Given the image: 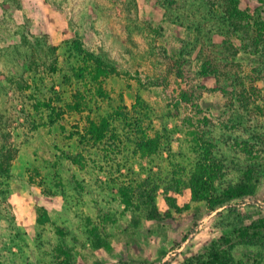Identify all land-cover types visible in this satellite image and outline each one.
Here are the masks:
<instances>
[{
  "label": "rangeland",
  "instance_id": "rangeland-1",
  "mask_svg": "<svg viewBox=\"0 0 264 264\" xmlns=\"http://www.w3.org/2000/svg\"><path fill=\"white\" fill-rule=\"evenodd\" d=\"M240 7L252 21L264 18L260 0ZM210 9L205 0H0V264H178L208 254L213 242L230 249L223 237L232 238L237 264H264V246L239 242L235 231L264 214V33L260 43L234 33ZM75 39L117 66L109 99L94 111L112 113L123 139L112 150L84 148L75 131L89 110L67 109L77 88L92 92L76 75L85 64ZM138 95L150 106L147 121L170 140L149 158L114 114L122 98L135 113ZM200 134L223 163L218 187L255 167L256 194L208 215L186 188L173 194L190 208L163 219L127 208L120 186L152 175L165 214L163 185L187 178L202 160ZM78 153L84 166L66 158ZM95 225L106 227L110 248L94 247Z\"/></svg>",
  "mask_w": 264,
  "mask_h": 264
},
{
  "label": "trees",
  "instance_id": "trees-1",
  "mask_svg": "<svg viewBox=\"0 0 264 264\" xmlns=\"http://www.w3.org/2000/svg\"><path fill=\"white\" fill-rule=\"evenodd\" d=\"M205 1L213 7L214 11L210 9L213 14L216 16L219 12L222 14L221 18L229 24L231 31L234 33H238L241 30L243 32L246 31V34L248 32V37H251L252 40L258 43L263 39L264 18L252 21V15L240 7V0ZM260 1L264 4V0ZM74 47L76 54L82 58L83 64H85L77 69L76 75L86 86L92 83L90 96L83 93L80 88H77L73 92L71 101L66 104L67 109L70 111L84 113L89 110L87 111L85 123L83 125L79 124L75 132L78 134L81 143L84 144V148L104 144L112 150V147L118 146V143L123 142L121 135L117 131L114 132L115 128L111 127L113 121L110 120L109 116L112 113L108 115L102 113L94 115V111L100 110L103 107L99 104V100L105 101V98L109 99L111 86L108 89L107 83L111 79L108 78L116 72L117 66L115 63L106 61L93 51H90L84 46L81 39H75ZM176 62L179 76L183 75L185 69L184 60L178 58ZM206 65L207 62L204 66L205 70ZM184 74L183 76L186 77L188 73ZM89 87L90 85L87 88ZM181 94L183 98L188 97L185 91H182ZM94 100H96V104L98 105L95 106ZM40 104L51 108L52 114L56 112L57 116L60 115L57 111L58 109L50 102H40ZM128 110V106L124 102V98H122V101L118 102L114 107L115 113H113L124 121V124L136 138V152L140 154L141 158H149L156 154L162 142L166 144L170 143L169 135L166 131H159L152 125L151 121L150 123L147 121L150 120L148 112L150 106L140 95H138L137 101L131 109L135 113L129 114L130 110ZM52 114L51 117H54L55 115ZM56 121V118L51 120L53 124ZM199 140L204 153L202 160L194 166L187 178H178L176 181H170L168 184L163 185V198L169 206L165 214L161 211L157 201L162 183L158 181L157 177L152 175L135 179L129 186H120V194L123 196V202H125L126 207L137 210L138 214H144L146 219L160 220L163 219L166 213L169 214L171 211H181L184 208H190V203H186L181 207L177 196L173 194V192H183L184 188L189 189L191 199L194 202L205 205L206 215L216 211L227 202L256 194L260 183V175L256 172L255 167L247 168L232 184L221 190L218 187V181L222 177L223 163L214 155L215 146L211 141L201 134ZM0 154L2 155V152ZM3 156L5 155L3 154ZM66 158L80 166L85 165V157L82 153L75 155L66 154ZM0 170L2 172L6 171L3 160H0ZM40 214L39 219H42L43 217ZM235 231L239 242L246 245L263 247L264 214L253 219L249 224L236 227ZM88 235L92 239L94 247L110 248L111 240L109 239L110 235L106 227L104 230L98 225L91 226L88 229ZM223 239L225 243L229 244L230 249L223 247L222 244L213 242L208 254L196 255L178 264H237L235 255L232 252V248L234 247V244L231 243L232 238L223 237ZM164 264H171V262L166 261Z\"/></svg>",
  "mask_w": 264,
  "mask_h": 264
}]
</instances>
